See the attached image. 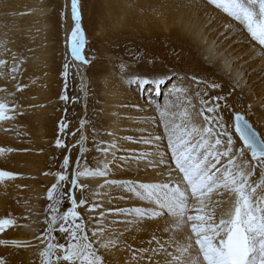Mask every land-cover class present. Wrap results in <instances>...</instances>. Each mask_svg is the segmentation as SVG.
Returning a JSON list of instances; mask_svg holds the SVG:
<instances>
[{
  "label": "bare ground",
  "instance_id": "bare-ground-1",
  "mask_svg": "<svg viewBox=\"0 0 264 264\" xmlns=\"http://www.w3.org/2000/svg\"><path fill=\"white\" fill-rule=\"evenodd\" d=\"M53 3L54 12L63 9L66 13L58 21L55 16L45 15L50 8L43 0H0V60L6 62L0 65V103L6 105L5 116L11 117L0 120V148L13 149L0 154V170L17 174L15 180H0V218L11 216L16 220V226L8 229L6 234H0V239L26 241L31 245L21 248L0 245V258L7 264H41L39 253L46 244L36 236L46 225L44 221H38L47 207V191L56 183L54 175L44 173L57 172L55 157L58 153L63 155L64 151L55 146V141L59 134L67 146L70 142L68 132L75 127L76 121L72 116L66 132L59 131L61 121L68 116L63 110L66 100L60 99L64 90L61 78L65 79L62 75L65 64L69 63L68 69L73 72L85 97L86 116L80 122L85 148L81 170L85 164L92 169L103 167L105 157L96 151V145L101 141L121 145L123 150L118 151L121 156L124 151L154 154L158 150L164 154L167 149L165 123L175 121L190 126L191 114L198 113L202 107L201 99L215 103L211 99L213 96L226 95L229 90H232L228 97L230 108L221 114L234 117L240 112L264 137V58L258 51L260 46L250 37L238 44L221 37L220 33L224 31L221 25L225 20L243 28L222 10L206 13L202 7L188 6V0H81V24L86 38L84 55L93 61L83 64L67 57L63 44L73 27L71 0H55ZM210 19L214 21L211 24ZM244 35H248L246 30ZM51 46L57 52V63ZM23 62L26 65L23 66ZM17 66V72L13 73L12 69ZM31 71V83L26 85L25 77ZM170 71L175 79L165 89L161 102L154 94L150 97L148 93H141L127 79L137 74L152 78L153 73ZM103 77L111 80L107 87L102 82ZM196 80L206 83L197 84ZM207 82L220 83L224 88L213 90L207 87ZM173 84L180 89L179 92L170 91ZM18 85L20 91H17ZM164 88H161L163 94ZM220 103L223 106L224 102ZM158 105L160 109L156 110ZM139 106L145 110L143 113H139ZM161 112L166 113L163 121ZM205 114H208L206 110ZM194 122L203 126V117L196 116ZM230 130L239 143L234 119L230 120ZM157 136L163 138L161 143L156 141L154 145H146L137 142ZM75 140H79L78 136ZM78 150L79 145L68 155L72 163L67 170V188L71 186L70 169ZM107 159L110 160L111 156ZM246 160L249 164L254 163L250 153L246 154ZM168 162L165 158L163 164H159V157L153 155L143 157L131 166L110 165L112 175L109 178L156 182L166 179L164 165ZM237 164L243 165L244 160L238 158ZM259 179V168H256L251 181L258 182ZM102 183L103 179L98 177L78 178L77 184L84 187L75 189L77 202L83 197L89 205L99 203L105 212L109 208L144 206L135 199H121L122 192L118 189H103L98 194ZM202 199L207 206L204 211L212 214L217 224L221 218L227 219L229 212H234V194L213 190ZM87 207L77 209L85 221L100 215L99 211L88 212ZM190 214L201 213L193 210ZM129 219L107 214L102 222L109 229L104 237V243L109 247L104 249L97 245V250L105 264H156L163 261L162 253L139 250L158 247L154 235L171 242L170 233L163 231L164 222L126 223ZM95 226L93 219L88 227ZM188 232L190 234V228ZM53 235L56 236L53 243L58 239L67 243L66 236L55 232ZM88 235L91 236V231ZM53 256L52 264H58ZM61 264L68 262L62 261Z\"/></svg>",
  "mask_w": 264,
  "mask_h": 264
},
{
  "label": "snow or ice",
  "instance_id": "snow-or-ice-1",
  "mask_svg": "<svg viewBox=\"0 0 264 264\" xmlns=\"http://www.w3.org/2000/svg\"><path fill=\"white\" fill-rule=\"evenodd\" d=\"M188 6L202 7L206 13H212L216 9L222 10L227 17L243 25V28H238L231 20H225L221 25L224 28V31L220 33L221 37L234 44L241 43L250 37L251 41H255L260 46L258 51L261 58H264V0H188ZM71 18L73 27L68 38L71 56L75 61L90 64L93 61L84 55L86 38L81 24V0H71ZM212 22H214L213 19H210L209 24ZM245 30L247 36L244 35ZM205 59L208 58L205 57ZM5 63L4 60H0V65ZM67 69L68 64H65L62 73L65 78ZM17 70L18 66L14 67L12 72L16 73ZM151 77L137 74L127 79L128 83L134 85L141 93L146 92L150 97L153 94L159 97L162 86L167 87L174 78L171 71L153 73ZM12 78L15 80L16 76L13 75ZM102 82L107 87L111 80L109 77H103ZM122 83L121 81V85ZM196 83H206V81L196 80ZM229 85H231V78ZM207 87L222 90L224 85L207 82ZM20 90L21 86L18 85L17 91ZM171 90L180 91L175 84L172 85ZM204 95L206 96L207 93L205 92ZM231 95L232 90H229L226 95L213 96L211 99L215 103L201 99L202 107L198 113L191 114L190 126L189 123L177 124L175 121L165 123L167 149L163 155L157 150L154 154L127 151L121 156L118 155V151L123 150L121 145L101 141L96 145V151L105 157L103 167L92 169L85 164L81 170V159L85 154L84 136L81 134L78 141L80 154L77 157L76 168L72 172L71 189L67 193L63 190V184L68 183L67 170L70 156L65 155L63 158L60 166L63 171L44 173L54 175L56 183L52 184L47 191V199L50 203L45 210L46 227L40 235L36 236L37 240L46 244L44 250L39 253L42 264H52L51 256L56 250L63 253L62 256L56 257L57 261L62 259L68 264H105L103 256L97 250V245L104 249L109 247L104 243V237L109 229H106L102 223L107 214L131 218L126 220V223L151 220L164 222L163 231L170 233L171 242L162 241L154 235L153 240L158 247L139 250L150 251L153 254L162 253L165 259L157 261L156 264H264V137L260 136L240 112H236L234 117L221 114L229 110L228 97ZM60 99L67 100L68 97L62 94ZM221 101L224 102L223 106ZM189 103H191L190 100ZM5 110L6 105L0 103V120L11 119L5 116ZM205 110L208 114H205ZM196 116L203 117V126H198L194 122ZM161 119L162 121L166 119L165 112H161ZM232 119H234L235 134L239 137V143L234 140L230 130ZM66 127L67 125L61 121L59 131L63 132ZM160 139L161 137L157 136L140 142L154 145ZM105 144L107 146H104ZM55 146L66 147L59 138V134ZM6 151L11 152L13 149L0 148V154ZM247 153H250L253 164L247 162ZM153 155L159 156V164H163L165 158L168 159V164L164 165L167 168L164 174L166 179L143 182L134 179L109 178L112 175L109 171L110 165L131 166L143 157ZM109 156H111L110 160L107 159ZM238 158L244 160L243 165L237 164ZM256 168H259L260 179L258 182H252L251 177ZM80 177L102 178L103 183L97 190L98 194L103 189H118L122 192L121 199H135L144 206L109 208L105 212L99 203L89 205L87 199L83 197L77 202L74 190L84 187L77 184ZM16 178L17 174L0 170V180ZM213 190H224L235 195L234 212H229L227 219L221 218L219 224L216 223L212 214L204 211L207 206L202 197ZM65 194L68 197L69 207L61 212L60 206ZM193 201L196 203L193 204ZM85 205L88 206V212L99 211L100 215L85 221L77 211L79 207ZM193 210L201 214H190ZM93 219L96 226L89 229L88 225L93 222ZM13 226H16L15 218L11 216L0 218V234H6L7 230ZM57 231L61 236L67 237L66 244L53 243L56 240L53 233ZM89 231L91 236L88 235ZM120 235L122 236L123 233ZM115 242L110 241V243ZM151 243L152 241H149V244ZM0 245L14 248L31 246L26 241L7 239H0ZM169 248L176 250L169 251ZM0 264H7V262L0 258Z\"/></svg>",
  "mask_w": 264,
  "mask_h": 264
},
{
  "label": "rangeland",
  "instance_id": "rangeland-1",
  "mask_svg": "<svg viewBox=\"0 0 264 264\" xmlns=\"http://www.w3.org/2000/svg\"><path fill=\"white\" fill-rule=\"evenodd\" d=\"M24 1H31V0H24ZM45 3H46V6L48 7V8H50V10L48 11V13L47 14H45L46 16H50V15H52V16H55V18L57 19V21H58V18L60 19L61 18V15H62V13H63V16L65 17L66 16V13H65V11H63V9H59V10H57V11H59V13L56 11V12H54V8H53V6H54V1L55 0H43ZM20 14H24L23 12H21ZM64 20H66L65 18H64ZM52 40L53 41H55L56 40V38H52ZM63 44H65L64 45V48H65V50H67L66 51V56L67 57H70V59L72 58V60H73V57L71 56V52H70V49H69V46H67L68 45V40H64V43ZM51 49H52V51H53V55H54V57H55V63H57L58 62V60H57V52H56V50H55V47H52L51 46ZM29 56H32V54H28ZM74 61V60H73ZM70 62H71V60H70ZM24 65H26V63L25 62H23V66ZM68 65H69V63H68ZM57 70H58V68H57ZM31 73H32V71L31 72H29L27 75H26V77H25V81H24V83L27 85V84H30L31 82H29V78H31ZM23 74V73H22ZM43 76V75H42ZM174 76V75H173ZM56 79H58L57 77H56ZM62 79V81H63V86H64V90H63V92H62V94H66V96L68 97V99L66 100V104L64 105V107H63V110L65 111L66 110V112H65V114L66 115H68L67 117H66V120L64 121V123L67 125V127L64 129V131L62 132V133H65L66 132V130H67V128L69 127L68 126V124H69V122H68V120H70L71 118H72V116L74 117V121H75V127L70 131V132H68V135L70 136V139H69V143L67 144V146L66 147H63L62 149V151H64V154L63 155H60V153H58L57 155H56V157H55V161H56V169H57V172H60V171H63V169H61V164L63 163V158H64V156L65 155H70V153L79 145L78 144V141H80V135H81V133L83 132L82 131V127H81V120L82 119H84V117L86 116V112L84 111V104H85V100H84V93H81V89H80V87H78L77 86V83H76V78L74 77V74H73V72L71 71V70H69V69H67V76H66V78L65 79H63V78H61ZM175 78H173V80H174ZM59 81V80H58ZM65 83H67V88H65ZM169 85V84H168ZM136 88V87H135ZM166 88H168V86L167 87H165L163 90H164V94H163V92L161 91V95L158 97V100H160V102L163 100V96L165 95V89ZM146 93V92H145ZM144 93V94H145ZM61 94V95H62ZM147 95V94H146ZM157 104H159V103H157ZM154 105V104H153ZM81 108L80 110H76V109H78V108ZM141 106H139V107H137L138 108V110H139V113L141 112V113H143V111H145V110H143V108H140ZM158 109H160V106L158 105V106H156V110H158ZM75 133V135H73ZM78 136V139L79 140H75V138ZM74 139V140H73ZM143 139H141V140H137V142H140V141H142ZM163 140V138H161L160 140H159V142L161 143V141ZM127 151H124V153H126ZM80 153H79V150H78V152H77V154H76V157H75V159H74V161H73V166H72V169H70V173H71V175H72V172H73V170L75 169V167H76V161H77V157H78V155H79ZM122 155H124V154H122ZM161 155H163V154H161ZM159 157V156H158ZM72 163V160H70V164ZM69 189H71V186H70V188H67V185H66V183H64L63 184V190H64V192L65 193H67L68 192V190ZM76 193V194H75ZM77 194H78V192H76L75 190H74V196H75V199L77 200ZM81 194H79V196H80ZM39 200H40V198H39ZM50 202L48 201V199H47V206H48V204H49ZM115 205V204H114ZM69 207V201H68V197H67V194H65V196L63 197V203L61 204V206H60V211L61 212H63V211H66L67 210V208ZM47 208V207H46ZM122 208V207H121ZM46 210V209H45ZM41 218L42 219H39V221L38 222H43L44 220H45V218H46V214H45V211L42 213V216H41ZM57 233H59L58 231L57 232H55V234H57ZM56 243H61V241H59V239L57 240V242ZM59 250H56V253L55 254H53L54 256H53V258L54 259H56V257L57 256H62L61 255V252L59 251ZM58 252V253H57ZM57 260V259H56ZM62 259L61 260H59V261H57L58 262V264H61L62 263ZM41 264H42V258H41Z\"/></svg>",
  "mask_w": 264,
  "mask_h": 264
},
{
  "label": "water",
  "instance_id": "water-1",
  "mask_svg": "<svg viewBox=\"0 0 264 264\" xmlns=\"http://www.w3.org/2000/svg\"><path fill=\"white\" fill-rule=\"evenodd\" d=\"M235 115V114H234ZM234 129H235V126H234Z\"/></svg>",
  "mask_w": 264,
  "mask_h": 264
}]
</instances>
